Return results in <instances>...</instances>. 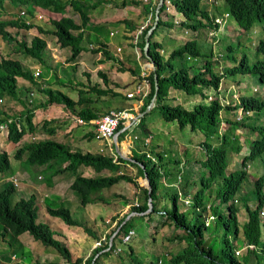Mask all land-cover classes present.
I'll use <instances>...</instances> for the list:
<instances>
[{"label": "trees", "instance_id": "trees-1", "mask_svg": "<svg viewBox=\"0 0 264 264\" xmlns=\"http://www.w3.org/2000/svg\"><path fill=\"white\" fill-rule=\"evenodd\" d=\"M156 1L154 0L152 2V0H147L145 3L142 0H129L133 4L142 3L143 10L150 12V21L142 26L139 33L136 32V28L140 25L138 26L136 23L126 19L120 20L127 32L124 34V38L129 39L127 43L131 45L130 38L132 34H134L135 39L136 37L138 38V40L134 39V41L139 46L140 55L145 58L144 66L149 71L142 76L137 74V81L141 77L146 80L148 86L147 92L141 98L139 95L127 97L123 94L118 102L114 101L110 105L116 110L126 108L133 113L141 111L153 93L152 72H155L157 90L154 104L138 117L135 124L125 128L117 135L121 151L144 164V170L146 171L150 185L152 209L148 213L140 216L148 218L152 212H158L163 217L159 224H163L169 220L180 230V232H173L170 238L176 240L185 239L186 245L181 250L169 256V262L171 264H259L260 260L264 258V239H260V228L262 227L264 231V172L255 176L252 180L255 203L252 206L246 202L244 203L246 217L241 222V225L238 223L237 207L234 204L233 194L238 189L245 175L248 162L264 151V123L251 125L253 129L259 130L260 134L251 140L247 151L241 156L239 167L229 171L227 174H224L226 148H233L235 146L228 142L226 133L221 132L216 143H210L205 139L202 140L203 155L199 159V162L205 168V172L199 176L200 185L191 195V206L193 209V216L191 218H188L184 211L179 210L176 204L179 192L184 195L188 193L186 188L190 180L188 178L190 176L189 174L180 176L179 192L175 190L169 194L170 206L167 208L161 204L163 194L161 195L158 188V178L162 181V178H167L172 174V169H178L174 165H167L170 160L173 164H177L179 162L178 158L163 159V151L161 152L159 149L154 151L149 150L150 153L156 156V161H152L148 157H145L143 150H138L139 145H142L140 140L133 139L134 145L128 143L130 147H126V143L121 140L127 134L132 135V138H136L133 134L136 128L142 135L150 136V128L146 123L145 116L153 108L158 109L163 120H174L179 129L188 125L191 130L198 129L203 132L205 137H208L216 131L215 123L221 107L239 106L244 113L251 110L259 111L264 107V96L256 97L241 94L238 96L237 102L233 104L231 102L221 104L217 96L208 98L207 88L211 87L217 90L220 78L224 72L221 70L215 73L212 70L213 63L208 59L212 54L211 44L210 47L203 49L197 41L198 37L201 38L202 36L205 38L207 33L214 34L218 27V23L208 13V9L201 5V0H168L174 13L177 14L173 19L165 15V0H162V5L158 9V18L148 36L147 53L152 58V65L154 66V69H152L151 62L142 52V44L143 34L153 20V10ZM6 2L9 3L7 12L14 15V17L0 18V37L7 42L15 40V48L21 54L42 61L41 52L45 47V39L41 36L33 35L27 43L25 31L34 25V21L30 17L25 22L24 18L19 15V10L23 9L29 15L31 14V16L33 12L42 10L50 12L52 15L48 18L49 25L47 27L35 25V27L38 32L52 35L59 47L67 46L69 48L67 60H74L82 49L80 41L85 36V28L90 22L89 10L94 8L98 1L0 0V10H4ZM223 2L226 6L227 15L233 18L243 32L251 29L253 22L264 19V0H223ZM125 4V0H120L117 5L114 3L116 6H123ZM67 6L78 14V22L65 14ZM6 25L21 28L24 31H20L18 37H16V35H13L5 28ZM161 26L170 28L180 27L181 29L179 30L183 32L184 36L179 41H173L174 44L170 42L168 47H164L166 36L163 29L160 28ZM188 30L193 32L192 36L187 37L184 34ZM160 49L165 51H160ZM92 51H100L105 57L110 58L102 42L100 45L92 48ZM254 54L255 58L251 62H248L245 54H242L238 63L229 67L227 71L254 73L258 81L264 85V35L255 41ZM187 60H191V63L188 65L186 63ZM197 60H200L199 63H197ZM123 69L129 70L132 74L135 73L131 67L126 66ZM100 74L103 83L106 84L107 79L105 74L102 72ZM18 77L37 86L32 72L23 68L17 58L0 55V99L3 95H6L23 104V107L17 113L0 111L2 113L0 122L6 123L4 138L7 142L10 141L12 144H16L25 134L36 131L37 125L32 121L34 108L37 106L44 107L46 104L51 103L62 104L70 110V113H74L76 117L82 120L80 124H77L87 127V129L81 133L80 137L87 139L92 137L96 138L97 131L95 129V123L89 120L95 119L103 112H106L108 107L99 110L89 105L94 100L85 97V94L83 95L84 90L81 89L77 91L78 97L72 99L60 90L41 86L37 87L45 95V99L26 107L22 99L17 95L16 83ZM169 88L180 89L189 95L197 94L200 97V101L194 103L191 108H185L180 103L170 104L166 101ZM87 89L94 91L96 98L104 95H116V92L108 85L102 87L97 82L88 83ZM132 98L140 100L138 107L135 109L127 101ZM237 119L239 118H234V120ZM51 120L43 118L40 124V127L48 135L54 134L59 128V125H51ZM125 123L126 120H120L114 130L120 128ZM245 125V123H242V126ZM109 145L112 153L91 152L87 150L80 151L69 148L61 140L52 137H42L22 142L15 147L12 153V157L15 159H21L22 162L28 165H40L48 170V177L56 172L72 173L68 187L75 192L82 205L88 202H94L95 199H106L101 195L100 190L110 187L119 180L126 181L132 186L137 201L135 204L130 205L127 212H124L114 220L113 227L105 235V240H103L102 244L100 243L93 247L92 252L85 258L83 264H89L93 254L97 252L91 264H97L101 255L106 256L112 251L119 254L118 251H115L116 242H120L122 235L129 228H132L128 224L131 216L120 224L118 230L111 238L110 246L102 250L107 246L109 234L120 223L126 213L131 210L141 211L146 208L147 183L143 178L142 169L136 163L122 159L114 154L111 141ZM22 155H24L23 158L21 157ZM124 164L134 166L136 169L135 173L129 174L123 171L121 168ZM80 165L91 168L94 174H83L82 169H77ZM49 169L51 170L49 171ZM8 170H10L8 154L3 147H0V177L6 176ZM105 170L109 171V173H104ZM100 172L104 174H98ZM216 178H220L221 180L217 192L219 193L221 202L225 203V207L223 212L217 213L216 218L220 220L222 230L220 245L217 251H213L212 246L208 243L207 237L204 236L207 228V224L204 223V217L207 209H211V204L207 203L203 197L204 191L210 187ZM161 185L164 186L165 184L161 183ZM14 191L15 186L10 180H5L0 184V224L4 228L0 231L1 236L4 230H8L13 236L25 231L33 239L54 248L65 260L69 261V264H79L81 257L71 259L67 245L53 237L52 230L47 224L36 221V211L38 208V198L36 195L30 193L26 197L21 196L12 199ZM121 203H127L126 197L122 196ZM47 211L51 215L58 216L68 225L82 226L88 233L94 234L82 222L73 218L67 207L47 206ZM210 214L214 217V213L210 212ZM115 216L116 214H113L111 218H115ZM238 237L244 246L242 253L235 255L237 254L235 253V249H237L235 248V240ZM127 254L130 257L133 256L131 246H128ZM250 255L254 260L253 263L248 261ZM134 261L137 262L136 264H141L140 260L135 259ZM36 264H58V262L46 261Z\"/></svg>", "mask_w": 264, "mask_h": 264}, {"label": "rangeland", "instance_id": "rangeland-1", "mask_svg": "<svg viewBox=\"0 0 264 264\" xmlns=\"http://www.w3.org/2000/svg\"><path fill=\"white\" fill-rule=\"evenodd\" d=\"M84 1L98 2L94 8L89 10L90 22L86 26L85 36L80 41L82 49L77 58L79 63L73 62V60H67V56L69 55V48L67 46L59 47L52 35L37 31L35 25H40L41 27H47L49 25L48 18L52 14L47 10L33 12L32 16L25 11L26 16L24 17L25 20H29L31 17V20L34 21V25L25 31L27 43L33 35L41 36L45 39V47L41 52L42 61L28 55L24 56L15 48V40L7 42L1 37L0 55L17 58L22 67L30 70L32 74L33 71L38 70L37 75L33 74V78L38 87H50L51 89L60 90L72 99L78 97V89L84 90L83 95L85 94V97L87 96L86 94L91 95L92 98L96 97L94 91L87 89L88 83L92 82H97L102 87L104 85L113 87L115 86L114 83L118 82L119 84L123 83L122 87L124 90L133 88L134 84L138 82V75H144L149 70L144 66L145 58L140 55L139 46L134 41V34L130 38L131 45L127 43L129 39L124 38V33L122 32L125 29L120 20L126 19L136 23L138 26H144L150 21V12L143 10L142 3L133 4L129 0H125L126 4L123 6H116L120 0ZM142 1L147 2V0ZM165 5L167 6V9H164L165 15L170 19H173L174 16L176 17L177 14L174 13L170 1H167ZM201 5L208 9V13L214 19L218 20V22L216 21L218 23L216 29H219V31L217 32L216 30L214 34L207 33L205 38L202 36L201 38L198 37L197 41L203 49L210 47L211 44L212 54L208 59L213 63L212 70L215 73L221 70L224 72L220 78L218 89L207 88V94L210 97L217 96L221 104L227 102H231L232 104L236 103L238 96L241 94L263 97L264 91L261 88L262 83L258 81L256 74L251 72L227 71V69L237 64L242 54H245L248 62H251L255 58L254 43L259 37L264 35V19L253 22L251 29L243 32L233 18L225 14L226 11L224 10H226V6L223 0H201ZM7 7H9V3L6 2L4 10H0V18L14 17V15L7 12ZM65 14L72 17L74 21H79L78 14L68 6ZM5 28L13 35H16V37H18L20 31H24L21 28L10 25H6ZM160 28L170 29V27L166 26H161ZM175 29L181 28L177 27ZM222 29L226 30L222 31ZM184 34L188 37L192 36L193 32L188 30ZM135 40H138V38L136 37ZM101 42L105 45L110 58L105 57L100 51H92V48L100 45ZM171 43L174 44V42ZM186 63L188 65L191 63V60H187ZM126 66L133 68L135 73L132 74L129 70L123 69ZM101 72L106 76V84L103 83ZM16 84L17 95L24 102V106L28 107L31 104L45 99V95L39 91L35 84L33 85L20 77L17 78ZM147 88V84L145 83L144 90H147ZM175 93L176 97L173 94H169L166 98V101L170 104L180 103L185 108H191L194 103L200 101V97L197 94L189 95L180 89H177ZM115 100L118 101V98L111 95L99 96L98 99L95 98L92 106L96 109L103 110V108L110 105V102ZM127 101L131 105L137 104V100L134 98ZM96 106H103V108ZM22 107L23 104L9 96L3 95L0 99V111L17 113ZM69 111L59 103L46 104L44 107H35L32 121L37 125L36 131L25 134L16 144H12L10 141L7 142L4 138L6 129L0 128V147L6 150L10 162V170L6 173L8 177L3 179V176H1L0 184L5 180H10L13 183L15 191L12 199L21 196L26 197L31 192L38 198L40 196L38 195L40 193V185L36 183L40 181L44 182L48 175L47 170L40 165H28L22 162L21 159L13 158L12 153L16 146L31 139L52 137L65 142L71 149L80 150L83 148L81 145V139L83 137H80V135L82 129L84 130L87 127L78 125L77 123L80 124L78 121L79 118ZM1 116L2 113L0 112ZM48 117L52 119L51 125H59L56 132L51 135H48L40 127L42 119ZM217 117L218 119L215 123L216 131L210 134V136L205 137L202 131L198 129L191 130L188 125L179 129L174 120H163L158 109L153 108L145 116L146 123L150 128V136L142 135L136 128L133 131L136 138H132V135L127 134L121 139L122 142L126 143V147L134 145L133 139H138L142 142L138 150L149 152V150L154 151L159 149L161 152H164L163 159L178 158L179 162L177 164H173L171 160L168 162L169 164L167 163L168 166L174 165L178 169H172V174L167 178H162V181L158 178V188L161 195L163 194L161 204L168 208L170 206L169 194L175 190L179 192L180 176L189 174L190 176L188 178L190 180L186 188L188 193L184 195L179 192L176 199L178 209L184 211L188 218L193 216L191 195L200 185L199 176L205 172V168L199 162V159L203 155L202 140L205 139L210 143H216L221 132L226 133L228 142L235 146L233 148H226L224 174H227L229 171L239 167L241 156L247 151L251 140L260 134V131L253 129L251 125L264 123V107L259 111L251 110L246 113L241 111L239 106L221 107ZM237 117L239 119L234 120ZM242 123L246 125L242 126ZM92 138L91 141L95 149L100 144L103 147L102 150H104V153H112L111 147L107 149L110 146L109 142L111 139L103 140L101 138ZM128 143L130 144L129 146ZM21 157L23 158L24 155ZM154 157L156 158L155 155ZM80 169H82L83 174L86 172L89 175L94 174L93 170L89 167L85 168V166L80 165ZM121 169L129 174H133L136 171L135 167L129 164H124ZM12 170L16 172L18 177H9V171L13 172ZM22 171L27 172L31 180L29 185L20 176ZM263 172L264 151L248 162L245 175L238 189L233 194L234 204L237 207L239 225H241V222L246 217L244 203L246 202L250 206L255 203L252 180L255 176ZM35 173L43 176V180L36 178ZM104 173H109V171L105 170ZM104 173L100 172L98 174ZM161 183L165 185L162 186ZM220 183V178H216L210 187L204 191L203 197L207 203L211 204V209H207L206 214L210 212L214 213V217L207 220V228L204 234L208 239V243L212 246L213 251H217L220 245L222 230L220 220L216 218L217 213L223 212L225 207V203L221 202L219 193L217 192ZM37 188L38 190H36ZM61 193H64L62 197L59 194L40 196L36 211V221L47 224L52 230L53 237L67 245L71 259L81 257L79 264H83L85 258L92 252L93 247L98 245L96 241L99 240L102 244L103 240H105L106 233L113 227L114 220L124 212H127L130 205L135 204L137 201L132 186L123 180H119L108 188H102L100 193L106 199H95L94 202H88V204H84L85 206L88 205L86 209L80 204L75 192L69 189L67 185ZM122 196L126 197L127 203H121ZM185 198L188 199L187 203L183 202ZM47 206L67 207L70 215L78 221L83 222L94 234L88 233L82 226L64 223L58 216L51 215L47 211ZM81 207L85 209L86 213L82 212L83 208L81 210ZM113 214H116L115 218H111ZM162 218L158 212H152L148 218L142 217L139 214H131L128 224L132 227L134 233L131 234L128 241L122 243L119 241L116 242V246L118 245L121 250L118 251L119 254L112 251L106 256L101 255L97 264H136L135 259L140 260L141 264H171L169 262V256L181 250L186 245V240L171 239L170 235L175 231L180 232V230L169 220L163 224H159ZM2 229L4 228L0 224V231ZM260 239H264L262 227L260 228ZM128 246H131L133 250L132 257L127 254ZM235 246L238 249V253L235 255H240L244 245H242L239 237L235 240ZM46 261H55L58 264H69V261L65 260L54 248L33 239L25 231L16 236H13L8 230H4L2 236L0 232V264H36ZM248 261L253 263L254 260L251 255ZM259 264H264V258L260 260Z\"/></svg>", "mask_w": 264, "mask_h": 264}, {"label": "crops", "instance_id": "crops-1", "mask_svg": "<svg viewBox=\"0 0 264 264\" xmlns=\"http://www.w3.org/2000/svg\"><path fill=\"white\" fill-rule=\"evenodd\" d=\"M224 11H226V10H224ZM123 25V24H122ZM124 27V26H123ZM85 29H87V28H85ZM226 29H222V31H225ZM219 31V29H217V32ZM163 32H164V34H165V36H166V39H165V45H164V47H168V45H169V43L170 42H173V41H179V40H181V38H183V32H180V30L179 29H175V28H170V29H163ZM122 33H124V34H126L127 32L124 30ZM124 36V35H123ZM172 39V40H171ZM164 49V48H163ZM160 51H165V50H160ZM79 55H80V52L78 53ZM79 55H77L76 57H75V59L73 60V62H76V63H79V60H77V58H78V56ZM115 84V86H113V87H111V86H109L114 92H116V95H113V97H115V98H118V100L122 97V95L124 94L125 95V93L127 92V91H129V90H131L132 88H127L126 90H124L123 89V87H122V85H123V83H118V82H115L114 83ZM261 88H262V90L264 91V85L262 84L261 85ZM177 91V89H173V88H169V90H168V95L169 94H173V95H175L176 92ZM87 96L86 97H88V98H92V96L91 95H89V94H86ZM175 97H176V95H175ZM95 98L96 97H93L92 99L93 100H95ZM99 97H97V99H98ZM116 101V100H115ZM139 101L140 100H137V104L135 105V104H133V108L135 109V108H137L138 107V104H139ZM94 102V101H93ZM93 102H90V104L89 105H91L92 106V103ZM114 102V101H113ZM113 102H110V105L113 103ZM116 102H118V101H116ZM110 105H108V106H106L105 108H107L108 107V109H113V106H110ZM99 107H102L103 108V106H99ZM104 109V108H103ZM45 119H50L49 117L48 118H45ZM87 129V128H86ZM86 129H82V132H84ZM91 139H93V138H90V139H84V138H82L81 139V145L83 146V148L82 149H80V151H91V152H99V151H101L102 153H104V150H102L103 149V147L102 146H100V144L98 145L99 147H97V149H95V146L93 147V144H92V141H91ZM98 143H100V142H98ZM5 145V144H4ZM68 145V144H67ZM85 146V147H84ZM92 146V147H91ZM108 148H110V146H108L107 147V149ZM173 166V165H172ZM86 168V167H85ZM77 169H80V167L78 166V168ZM47 174H48V170H47ZM84 174H88L87 172L86 173H84ZM89 175V174H88ZM20 176L24 179V181H25V183H28L27 185H29V183L31 182V180L29 179V176H28V174H27V172H25V171H22L21 172V174H20ZM8 176H4L3 177V179H5V178H7ZM9 177H18V175L16 174V172H9ZM35 177L36 178H39L40 180H43V176H41L39 173H35ZM71 178H72V173H68V172H64V174L63 173H61V172H56V173H52L51 174V176L50 177H48V175H47V177L45 178V181L43 182V181H40L39 183H36L37 185H40V187H39V190H40V193H38V195H43V196H48L49 194H59V195H61L60 197H62L63 196V194L61 193L60 194V192L62 191L63 192V189H65L66 188V185H67V187H68V185H69V183H70V181H71ZM63 184H65L64 186H62ZM69 188V187H68ZM70 189V188H69ZM36 190H38V188L36 189ZM31 193H33V192H31ZM40 196H38V200L40 199ZM86 204H88V203H86ZM95 204V203H94ZM84 206V208L86 209V207L88 206V205H83ZM82 208L83 207H81V210H82ZM83 208V210H82V212L84 213L85 212V209ZM86 213V212H85ZM106 220V219H105ZM81 222V221H80ZM83 223V222H82Z\"/></svg>", "mask_w": 264, "mask_h": 264}, {"label": "built area", "instance_id": "built-area-1", "mask_svg": "<svg viewBox=\"0 0 264 264\" xmlns=\"http://www.w3.org/2000/svg\"><path fill=\"white\" fill-rule=\"evenodd\" d=\"M168 0H165V4L167 3ZM165 9H167V6L165 5ZM225 14L227 15V12H225ZM224 14V15H225ZM19 15L22 16L23 18L26 16V13L23 9L19 10ZM216 20V19H215ZM25 22H27L28 20H25ZM218 22V20H216ZM143 25H140L137 29L136 32H140L141 28ZM118 49V47H117ZM38 70L33 71L34 75L38 74ZM142 76V75H141ZM147 84L146 80L141 77L140 80H138L137 83L134 84V87L127 91L125 93V95L127 97H132L135 95H139L140 98L143 97L147 90H144V84ZM148 87V86H147ZM148 89V88H147ZM208 98H210V96H208ZM135 114V113H134ZM132 111H130L129 109L126 108H122L120 110H116V109H108L106 112H103L101 115H99L97 118L95 119H90L89 121L95 123V129L97 131V135L96 138H101L103 140H110L112 137L113 132L115 131V127L117 126V124L119 123L120 120H126V123L124 124L125 127H129L130 125L135 124V122H137L138 117L136 115H134ZM239 118V117H237ZM79 122H82V120L79 118L78 119ZM6 127V123L5 122H0V128H5ZM145 142V140H144ZM145 152V157H148L149 159H151L152 161H156V158L154 157L153 154H151L148 151H144ZM184 203L188 202V199L185 198L183 199ZM212 219L213 216L212 214L208 213L205 215L204 217V223L207 224V220L208 219ZM134 233V230L132 228H129L121 237L120 242H126L129 240L131 234ZM96 244H100L99 240L96 241ZM96 246V245H95ZM251 246V245H249ZM120 247L117 245L115 247V251H119ZM238 249H235V253H238L237 251Z\"/></svg>", "mask_w": 264, "mask_h": 264}, {"label": "water", "instance_id": "water-1", "mask_svg": "<svg viewBox=\"0 0 264 264\" xmlns=\"http://www.w3.org/2000/svg\"><path fill=\"white\" fill-rule=\"evenodd\" d=\"M161 5H162V0H157L156 3H155V6H154V10H153V20H152V23H151V25L147 28V30L143 34L142 52H143L144 56L146 58H148L149 61L151 62V66H152L151 68L152 69H154V66L152 65V58L147 53L148 36H149L152 28L154 27L155 23H156V20L158 18V9H159V7ZM152 80H153V93H152L151 97L149 98V101L147 102V104L145 105V107L141 111H139V112H137L135 114L137 117H139L141 114H143L144 112H146L154 104L155 93H156V90H157L156 74H155V72H152ZM125 128H126L125 125H122L120 128L116 129L113 132V134H112L111 143H112V146H113V153L116 154V155H118L122 159H125L127 161L136 163L142 169L143 178H144L145 182L147 183V189H146V194H147V196H146V208L144 210H141V211L131 210L128 213H126L124 215L123 219L120 221V223L115 227V229L109 235L108 240H107V246L105 248H103L102 250H105V249H107L110 246L112 236L116 233V231L118 230L120 224H122L126 219H128L131 216V214H139V215H142V214L148 213L152 209V199L150 197V185H149V182H148V178H147V175H146V171L144 170V164L141 161L136 160L135 158H133V157H131V156L123 153L121 151V149L119 148L117 135L121 131H123ZM97 253H95L93 255V257L91 258V261H90L89 264L92 263V260L96 256Z\"/></svg>", "mask_w": 264, "mask_h": 264}]
</instances>
